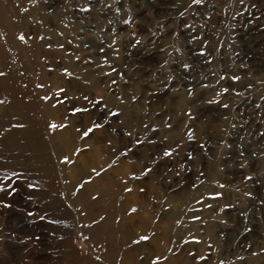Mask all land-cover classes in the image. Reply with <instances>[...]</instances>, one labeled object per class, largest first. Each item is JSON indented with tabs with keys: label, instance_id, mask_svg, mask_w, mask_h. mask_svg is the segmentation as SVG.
<instances>
[{
	"label": "rangeland",
	"instance_id": "rangeland-1",
	"mask_svg": "<svg viewBox=\"0 0 264 264\" xmlns=\"http://www.w3.org/2000/svg\"><path fill=\"white\" fill-rule=\"evenodd\" d=\"M0 73V264H264V0H0Z\"/></svg>",
	"mask_w": 264,
	"mask_h": 264
},
{
	"label": "snow or ice",
	"instance_id": "snow-or-ice-1",
	"mask_svg": "<svg viewBox=\"0 0 264 264\" xmlns=\"http://www.w3.org/2000/svg\"><path fill=\"white\" fill-rule=\"evenodd\" d=\"M20 39H24V37L21 36ZM0 75H3V73H0ZM237 79H238V78H237ZM77 111H81V110H80V109H77ZM51 127L56 128L57 125H56V124H52ZM60 127H64V125H60ZM93 127H98V126H97V125H94ZM92 131H93V128H88V129L84 132V136H88L89 133H91ZM165 155H170V153L165 152ZM67 159H68V157H65V160H67ZM249 179H250V177H249ZM129 191H130V189H129ZM133 211H135V209H133ZM141 239H143V240H147V239H149V238H148L147 236H144V237H141Z\"/></svg>",
	"mask_w": 264,
	"mask_h": 264
}]
</instances>
